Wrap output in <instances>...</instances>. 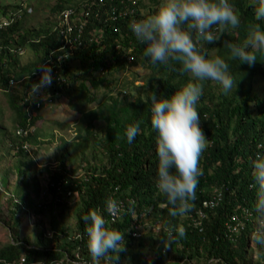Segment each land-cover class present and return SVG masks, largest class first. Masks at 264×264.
<instances>
[{
  "label": "trees",
  "instance_id": "obj_1",
  "mask_svg": "<svg viewBox=\"0 0 264 264\" xmlns=\"http://www.w3.org/2000/svg\"><path fill=\"white\" fill-rule=\"evenodd\" d=\"M258 2L231 0L240 18L239 27L214 26L213 29L222 28L217 41L207 44L196 40L197 47L208 55L215 51L213 56L227 58L225 41L239 44L245 40L251 26L259 24L264 28V20L258 21L254 16ZM79 5H74L75 9H72V30L66 39L62 35L65 28L60 24L46 30L24 32L21 31V21H18L8 31L1 33L0 90L8 93L11 81L19 82L23 87L20 95L9 97L11 109L17 116V129L28 128L26 110H39L43 104L39 94L50 103L61 95L71 94L85 107L96 101L91 90L115 83L114 76L128 67L145 68L143 90L132 101L125 98L119 102L109 98L111 103L104 106L101 102L96 105L97 110L84 112L82 108H76L86 122V136L95 140V145L101 146L104 162L91 166L84 177L74 179L67 174L64 162L66 156L62 152L57 158L59 163L56 169L42 191L44 205L49 207L51 204L52 209L63 208L66 204L64 201L69 198L65 197L68 192L71 196H77L79 209L75 214L73 237H65L61 242L60 234H53L49 240L55 239L56 247L52 248L30 247L22 242L20 223L14 213L21 211L24 205L20 206L17 201L14 204L17 211L10 212V221L6 224L11 242L0 249V261L3 264H74L78 262L75 258V254H78L82 261L93 264L86 248V226L81 217L96 211L106 220L107 227L124 232L125 248L119 254V264H141L140 254L145 248L150 252V259L145 264H264V247L257 245L251 238L255 230L254 222L262 219L252 211L257 189L252 186L251 162L257 154L264 155V62L257 61L249 67L229 60L230 72L237 80V86L228 94H223L212 81L203 82V94L196 105L200 125L208 142L199 158L203 174L198 178L196 199L191 202V211L182 217L173 218L169 216L170 205L166 197L158 194L155 188L156 133L150 125L149 97L152 93L169 96L191 82L190 77L182 73L177 64L153 66L143 57L144 46L135 39L129 24L155 11L141 16L140 9L145 8L141 0H86L82 7ZM63 7H54L58 17L67 10ZM8 10V7L2 10L3 16L7 15ZM4 46L34 50L37 60L18 72L21 77L15 76L7 70V65L12 63L17 67L16 58L19 55L11 54ZM127 57L131 58L130 63ZM258 59L264 61V57L259 54ZM73 62H78V70L69 68ZM42 66L51 69V85L32 95L30 85L39 81ZM29 96L36 98L31 102ZM37 121V117H32L31 125L35 126ZM100 122L104 127L100 130L103 135L99 137L95 129L96 123ZM132 124H139L140 133L128 143L124 131ZM14 138L18 145L23 143L21 136L14 134ZM17 154L20 157L24 154L29 158L32 156L21 149ZM16 171V176H20V180L16 178L18 184L27 182L28 178H25V182L22 180V167L18 166ZM8 178L10 174H6L7 183ZM32 184L30 187L38 193L37 183ZM22 186L23 189H29L27 184ZM16 189L21 196L23 189ZM47 196L51 202L45 200ZM213 196L220 198L218 205L214 209H204L203 203ZM108 197L125 203L122 218L115 223L110 221L109 214L104 211V201ZM29 199L28 195H24L22 202ZM244 210L251 216L244 222L239 235L228 233L229 238L227 220L235 214L241 215ZM200 212L205 216L201 231L195 229L192 223L198 219ZM143 214H153L156 227L153 229L154 234L148 233L146 236L139 232L140 226H143L140 219ZM135 226H138L137 230ZM173 226L183 227L185 235L178 237L173 232L172 239L165 246L166 236ZM136 231L140 235L132 236ZM60 233L66 235L62 228ZM251 242L262 253L258 263L248 257ZM163 247L168 251L169 258L164 255L167 252ZM99 264H112V261L101 258Z\"/></svg>",
  "mask_w": 264,
  "mask_h": 264
},
{
  "label": "clouds",
  "instance_id": "obj_2",
  "mask_svg": "<svg viewBox=\"0 0 264 264\" xmlns=\"http://www.w3.org/2000/svg\"><path fill=\"white\" fill-rule=\"evenodd\" d=\"M83 3L79 6L82 7ZM22 5L9 10L7 15L19 11ZM25 7L31 8L29 5ZM70 8L75 9V6ZM31 13L23 11L18 21ZM254 16L258 21L264 20V0H259ZM239 25L240 18L231 0H160L153 14L133 20L129 24L135 39L144 46L142 55L148 63L153 66L177 64L180 71L187 74L191 81L169 96H157L152 93L149 97L150 125L156 133L155 188L158 194L166 197L170 205V217H182L191 211V202L196 199L198 178L203 174L199 167V158L206 148V136L201 128L196 107L203 94V82L213 81L223 94H228L237 86V80L230 72L229 60L247 64L249 67L257 61L264 62L258 59V54L264 57V28L259 24L249 28L242 43L224 42V47L228 50L227 58L220 55L209 56L197 47L196 40L207 44L217 41L221 29H213L214 26L235 29ZM40 71L39 81L30 85L32 95L51 85V69L42 66ZM18 83L14 82L13 85ZM31 124L30 116L28 135L21 136L23 143L16 145V152L20 149L25 151L23 144L29 145V150L25 152L31 151ZM19 129L15 132L16 136H19ZM139 133V124H132L125 128L124 136L127 142L131 143ZM251 179L252 186L257 189L254 211L258 217L264 218V155L257 154L252 160ZM104 211L115 216L120 211V202L113 197L106 198ZM81 219L86 226V248L93 264H99L101 258L111 260L112 264H119V254L125 248L124 232L107 227L106 220L96 211H90ZM173 232L178 237L185 235L183 227H171L165 246L172 239ZM251 238L257 245L264 247V226L258 225ZM0 264H3V261H0Z\"/></svg>",
  "mask_w": 264,
  "mask_h": 264
},
{
  "label": "rangeland",
  "instance_id": "obj_3",
  "mask_svg": "<svg viewBox=\"0 0 264 264\" xmlns=\"http://www.w3.org/2000/svg\"><path fill=\"white\" fill-rule=\"evenodd\" d=\"M85 1L0 0V18L3 16L2 10L4 8L8 7L11 10L15 9L16 5H29L32 8V13L23 16L21 31L46 30L53 28L59 22L58 13L56 14L54 11L56 5L70 8ZM156 1L160 2V0ZM156 1L141 0L142 5L145 6V8L142 7L140 9L141 16H146L148 13L156 11L158 7ZM13 48L16 47L13 46ZM23 50V55L16 58L18 62L17 67L12 63H8L7 65V70L15 76L19 75L21 77L18 72L23 67L37 60L34 50H29L28 48ZM214 54L215 51L209 52V56H213ZM78 66V62L69 64L70 69L78 70L80 67ZM23 75L25 76V74ZM145 76V68L128 67L125 71L117 73L114 76L115 83L107 86L103 85L95 91L91 90V93L95 95L96 101L95 103L87 104L85 107H82L78 98L71 94L64 93L65 95H61L60 98L51 101V103L47 102L42 94H39L43 102L39 110H26L27 113L30 112L31 117H37L38 119L35 126L32 125L33 127L31 128L33 135L30 139L31 144H29L31 146L30 154L32 155V161H30L31 157L29 158L25 154L20 157L16 152L17 140L14 138V134L17 130L15 123L17 116L9 104V97L20 95L23 87L20 84H15L11 86L8 93L0 92V249L11 242V235L6 224L10 221V212L17 211L14 206L17 201L20 202V206L24 205L21 211L14 213L17 214L20 223L19 232L22 242L29 244L30 247L42 246L44 248H52L56 247V240H49L48 234L56 235L59 233L61 242H63L65 237H73L75 214L79 209L77 196L72 194V196L66 199L64 201L66 204L63 208L57 207L52 209L51 204V207L44 205L45 201L42 191H44L49 176L56 169L59 163L57 158H59L58 156L62 152L66 156L64 162L67 174L74 179L84 177L86 170L90 169L91 166L94 167L104 162L101 146L95 145V140L86 136V122L83 114H79L76 108H82L84 112L91 109L97 110L95 109L96 105L101 104V102L104 106L110 104L109 98L118 100L119 102H122L125 98L132 101L141 94L143 82L146 80ZM212 83L214 84L215 82L212 81ZM31 96H29V100L32 102L36 96ZM103 100L106 101L104 102ZM96 124L95 134L100 137L103 135L100 133V130L104 125H102V122ZM207 146L208 142L206 141ZM18 166L22 167L21 176L24 177L26 175L24 178L22 177L23 182H25V178H28L25 183L18 184L19 181H16V178L20 180V176H16ZM5 173L10 174L8 183L6 182ZM32 183H37L38 193H35L34 188L30 187L33 186ZM24 184H27L29 189H23L22 185ZM18 187L23 189H20L22 191L21 196H19V191L16 189ZM24 195H28L29 201L22 202ZM10 200L11 203L9 202ZM45 200L51 202L49 196ZM36 208L37 210H35ZM252 211L255 213L254 205ZM144 214L140 217L143 226L139 225V232L146 236L148 233L154 234L153 229L156 227L153 214ZM258 225L264 226V218L261 221L256 220L254 222L255 229ZM61 228L66 232V235L60 233ZM162 249L165 250L164 247ZM166 252L164 255L169 258L170 255L168 251ZM247 253L252 262H260L262 253L254 246V243ZM149 256L150 252H148L147 248L142 250L140 254L142 259L141 264H145L150 259Z\"/></svg>",
  "mask_w": 264,
  "mask_h": 264
},
{
  "label": "built area",
  "instance_id": "obj_4",
  "mask_svg": "<svg viewBox=\"0 0 264 264\" xmlns=\"http://www.w3.org/2000/svg\"><path fill=\"white\" fill-rule=\"evenodd\" d=\"M27 1V0H25ZM24 5L21 6V9L19 11H16V12H10L7 16L5 17H2L0 19V35L2 32L6 31L8 28H10L14 23H16L18 20L21 19L22 17V14H23V11H26L27 13H31V8L29 7H25ZM73 13L72 11V8H67V10H65L62 14H60L59 16V22L58 24H60V26L64 27L65 28V31H62V35L63 37L66 39L67 38V35L71 32L72 30V27H71V14ZM87 13V12H86ZM87 15V14H86ZM0 49H2V46H0ZM5 49H8L10 53H14V54H17V55H22L23 54V50L22 49H14V48H7L5 47ZM127 62L130 63L131 61V58L130 57H127L126 58ZM14 82H11L10 85H13ZM50 103V101H49ZM38 106V105H37ZM40 108V106H39ZM28 115V122L30 121V112L27 113ZM28 132H29V129H23V128H20L18 131H17V135L19 136H23V137H26L28 135ZM22 148L25 150V151H28L29 150V145L28 144H23L22 145ZM71 194L70 192H68L67 194H65V197H70ZM220 198H216L213 196V198L207 202H204L203 203V208L206 209V208H209V209H214L217 205H218V202H219ZM120 202V211L118 214H116L115 216H112V215H109L110 216V221L112 223H115L117 222V220H120L122 218V215H123V211L125 209V203L121 200H118ZM128 201V200H127ZM131 203H133V201H130ZM251 216V214L248 212V211H243V213L240 215V214H235L233 216H231L227 221V225H226V232L227 234L230 233L231 235L232 234H235V235H239L240 231L243 230L244 226V222L247 221L249 219V217ZM205 218L204 214H202L201 212L199 213L198 215V219H195L192 221L193 223V227L195 229H198L199 231H201V228L200 226L202 225V220ZM135 230L138 229V226H135L134 228ZM137 232V231H136ZM52 235L53 234H48V239H51L52 238ZM140 234L137 232V233H133L132 236H139ZM228 237L230 238L229 234H228ZM164 253V251H163ZM75 258L78 260V262L74 263V264H88L87 262H84L80 259L79 255L78 254H75Z\"/></svg>",
  "mask_w": 264,
  "mask_h": 264
}]
</instances>
